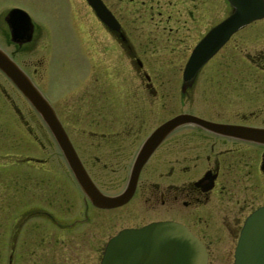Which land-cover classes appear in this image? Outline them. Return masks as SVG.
I'll use <instances>...</instances> for the list:
<instances>
[{"label": "flooded vegetation", "instance_id": "af4514ba", "mask_svg": "<svg viewBox=\"0 0 264 264\" xmlns=\"http://www.w3.org/2000/svg\"><path fill=\"white\" fill-rule=\"evenodd\" d=\"M80 1L102 33L75 35L81 49L88 39L91 56L83 50L75 66L81 83L71 70L64 85L75 98L67 114L56 103L67 101L65 92L56 90L50 99L58 83L52 21L46 23L39 0H0V58L49 101L100 195L112 198L127 189L136 154L159 124L189 115L214 127L190 121L170 130L140 165L130 196L99 206L0 69V261L99 264L119 231L171 222L199 240L206 264H232L246 217L264 207V14L238 28L187 76L193 48L232 12L227 1L101 0L116 30ZM55 165L65 170L70 188L53 185V175H60L53 174Z\"/></svg>", "mask_w": 264, "mask_h": 264}, {"label": "water", "instance_id": "95a60500", "mask_svg": "<svg viewBox=\"0 0 264 264\" xmlns=\"http://www.w3.org/2000/svg\"><path fill=\"white\" fill-rule=\"evenodd\" d=\"M232 13L211 28L193 49L186 66L190 75L209 58L239 27L264 14L263 0H227ZM95 15L107 27L116 30L117 23L100 0H87ZM0 68L39 114L70 169L75 181L94 204L108 206L125 201L131 194L133 182L125 192L108 198L100 195L82 168L54 112L42 94L0 60ZM195 122L205 128L214 124L187 115L175 116L155 128L141 144L132 171L140 165L157 143L170 130L185 122ZM131 178V177H130ZM94 192L95 197L92 196ZM100 264H206L202 244L182 225L153 222L137 229L121 230L110 238L103 250ZM233 264H264V207L252 212L244 221L233 253Z\"/></svg>", "mask_w": 264, "mask_h": 264}, {"label": "rangeland", "instance_id": "374dc122", "mask_svg": "<svg viewBox=\"0 0 264 264\" xmlns=\"http://www.w3.org/2000/svg\"><path fill=\"white\" fill-rule=\"evenodd\" d=\"M39 3L41 5V8L43 9V12L41 14H44L48 17L46 23L49 24V21H52L51 33L53 34V71L55 70V78L58 83H55V85H53V91H49L48 89V91L51 93L50 99L53 103V99H55V93H59L56 90L65 92V95L67 94V101L60 102L59 100H56V103L58 104L60 112L63 114H67V111H69L67 103L68 101L74 100L75 98H69L70 84L66 85L67 87H64V85L70 81L71 76L69 75L71 73V70L75 72L74 74L77 76L75 77L77 78V82L80 80L79 83H81V81L83 80L81 79L82 74L75 69V66H78L80 64V55H82L83 50L87 56L90 55L91 52L90 44L89 42H87L88 39H84L85 46L84 49H81L79 48V46L83 43L77 41L75 35H79L81 37L87 33L88 29H92L93 33L96 34H98L99 32L102 33V31H99V29L94 25V20L92 21L89 19L91 18L90 16H88L89 18L86 16V9L82 6V2L80 0H39ZM222 6L223 4L220 3V7ZM79 49L81 51L80 53H77L76 51H79ZM104 72L105 71L101 73L104 74ZM73 94L76 95L75 93ZM69 104L71 107V103ZM62 119L63 122L66 123L69 127H73L69 122V120L71 119L69 116H65V118L62 117ZM79 124L80 121L77 122V126ZM25 139L26 138H24V140ZM48 158V163L53 162V159H51L52 157ZM55 162L56 160L53 163ZM55 166H53V174L58 173L60 175H53V185L54 182H58L59 186L57 187V189L61 186L66 188L69 187L67 183L69 184L70 181L64 175L65 170L61 169L60 167L58 168V165ZM57 189H53V191L55 190L53 193H58L59 191ZM0 264H2L1 261Z\"/></svg>", "mask_w": 264, "mask_h": 264}]
</instances>
